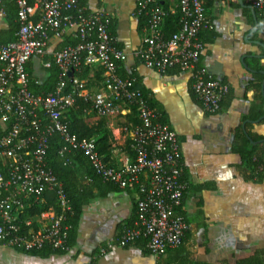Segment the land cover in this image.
<instances>
[{"label": "built area", "instance_id": "built-area-1", "mask_svg": "<svg viewBox=\"0 0 264 264\" xmlns=\"http://www.w3.org/2000/svg\"><path fill=\"white\" fill-rule=\"evenodd\" d=\"M13 1L19 24L16 40L0 42V244L25 251L71 249V225L66 223V214L72 213V206L61 182L45 163L48 139L57 132L63 141L60 154L81 151L103 181L119 189L134 188L138 193L137 219L109 247L126 246L143 238L156 257L178 247L188 229L182 213L186 180L179 160L178 135L159 120L142 90L135 87V79L119 74L118 63L132 57L158 73L179 67L189 73L191 89L203 109L218 112L228 87L200 60L203 42L199 33L212 26L205 7L209 0H177L175 10L169 7L179 15L177 31L170 36L162 28L168 12L163 0H136L135 16L146 17V22L140 43L132 50L117 45L103 21L108 16L99 11L82 14L78 0ZM242 1L258 12L264 33V0ZM68 29H73L78 42L54 52L42 66L48 68L54 63L62 75L81 65L101 69L103 87L79 96L90 102L99 117L134 110L137 122L124 127L133 159L127 156L120 166L100 158L94 138H78L70 131L66 112L78 95L75 76L70 77L72 91L67 94H63L64 81L53 92L35 93L30 89L27 63L43 57L49 38L62 36ZM34 83L39 82L35 79ZM48 191L53 192V204L26 216L28 207L45 202L44 193Z\"/></svg>", "mask_w": 264, "mask_h": 264}, {"label": "crops", "instance_id": "crops-1", "mask_svg": "<svg viewBox=\"0 0 264 264\" xmlns=\"http://www.w3.org/2000/svg\"><path fill=\"white\" fill-rule=\"evenodd\" d=\"M167 1L175 10L177 0ZM136 3L88 0L87 8L113 19L119 47L132 50L142 36ZM205 7L212 26L199 33L200 60L228 87L218 112L203 109L191 91L188 72L158 73L132 57L122 63L123 72L134 76L178 135L186 180L182 213L188 223L181 244L159 257L149 252L143 238L109 247L137 219L138 193L104 185L81 209L68 252L42 256L0 245V264H264V33L258 12L254 9L253 15L245 2L242 6L239 0H209ZM6 27L0 10V30ZM72 30L63 35H72ZM61 41L62 36H51L45 55L29 60L28 72L35 79L46 78L42 62L60 50ZM76 78L78 95L103 87V71L95 67L84 68ZM129 114L106 117L111 161L117 166L129 156L124 130ZM84 118L93 125L99 116L89 109Z\"/></svg>", "mask_w": 264, "mask_h": 264}, {"label": "trees", "instance_id": "trees-1", "mask_svg": "<svg viewBox=\"0 0 264 264\" xmlns=\"http://www.w3.org/2000/svg\"><path fill=\"white\" fill-rule=\"evenodd\" d=\"M87 1L88 0H78L77 7L82 9L81 13L86 14L90 10L87 8ZM207 2H205L206 6ZM162 5L168 11L167 15L164 19L162 24L163 31L165 32L166 36L172 35L174 32L177 31L179 25V15L177 12H170L169 11V3L167 0H163ZM0 10L4 14V17L7 22V27L3 30H0V42L9 43L16 40V33L19 28V24L17 21V6L13 0H0ZM138 22V31H142V28L146 22V17L140 16L136 17ZM259 20V19H258ZM103 21L107 23V29L110 35L116 36V27L114 20L110 17ZM51 34V33H50ZM200 36V35H199ZM78 42V39L75 38L73 35H62V41L59 44V49H62L66 46H73ZM118 45V43H117ZM119 46V45H118ZM202 55V54H201ZM200 55V56H201ZM138 61V60H137ZM119 74L122 77H134L131 75H126L123 71L122 63L119 62ZM89 65H81L77 68H73L72 75L75 77H80L83 73L84 68H88ZM48 71V75L42 81L35 84V77L31 74V83L30 89L35 93H48L55 91L56 86L59 84L60 81L65 82V88L63 94L70 93L72 91V81L68 74L62 75L59 68L54 64L51 63V66L46 68ZM101 70V69H100ZM166 72H181L179 67H171ZM135 87H138L144 93L148 104L150 107L152 103L147 96V91L141 87L135 81ZM193 92V90L191 89ZM194 93V92H193ZM196 96V94L194 93ZM155 108V107H154ZM153 108V109H154ZM91 109V104L89 101H86L83 96L76 95L75 101L73 105L67 110L66 112V122L67 125L72 133H75L78 138H88V139H95L96 149L100 155V158L111 165H114L111 161V143H110V132L107 127V119L106 117H99L98 121L93 124L89 125L85 121V114L86 111ZM155 110V109H154ZM158 114L159 120L164 122L161 115L157 110H155ZM135 112L132 109L130 114L128 115V119L130 122L136 123L137 120L134 117ZM129 123V122H128ZM165 123V122H164ZM63 147V141L61 140L59 134L53 133L48 139V148L46 151L45 163L46 166L54 173L57 180L61 182L65 193L71 203L72 206V213L66 214L67 219L66 223L71 225V228L68 231L69 234V242L72 244V235L73 229L76 225L78 220L79 214L81 209L83 208L84 204L96 195V189L99 187H104V185L111 186V188H118L114 184L110 182L103 181L101 177H99L96 172L92 169V166L86 156L81 151L77 150H65L63 153H59L60 149ZM126 153L133 159V153L130 149L129 141H127L125 147ZM264 156V155H263ZM258 165L259 160L255 161ZM261 163V162H260ZM45 202L38 206L32 205L28 207L27 215L26 216H34L38 214L41 210L46 209L49 205H52L54 202L53 192L48 191L44 193ZM23 219L24 216L20 215ZM18 251H22L23 253H30V254H37L42 256H48L55 253H66L63 251L58 250H50V249H32L29 251H25L18 247H13ZM247 264H253V260L247 262Z\"/></svg>", "mask_w": 264, "mask_h": 264}, {"label": "water", "instance_id": "water-1", "mask_svg": "<svg viewBox=\"0 0 264 264\" xmlns=\"http://www.w3.org/2000/svg\"><path fill=\"white\" fill-rule=\"evenodd\" d=\"M239 2H240V4H241L242 6H244V2H243L242 0H239ZM250 9H251L253 15H255V10H254L252 7H250ZM255 29H257V24L255 25ZM72 71H73V70H69V71H68V75H69V76H72V74H73ZM262 92H263V94H264V81H263V84H262Z\"/></svg>", "mask_w": 264, "mask_h": 264}, {"label": "rangeland", "instance_id": "rangeland-1", "mask_svg": "<svg viewBox=\"0 0 264 264\" xmlns=\"http://www.w3.org/2000/svg\"><path fill=\"white\" fill-rule=\"evenodd\" d=\"M99 90V89H98ZM98 90H95V91H98ZM119 119L121 118L120 116H117Z\"/></svg>", "mask_w": 264, "mask_h": 264}, {"label": "flooded vegetation", "instance_id": "flooded-vegetation-1", "mask_svg": "<svg viewBox=\"0 0 264 264\" xmlns=\"http://www.w3.org/2000/svg\"><path fill=\"white\" fill-rule=\"evenodd\" d=\"M1 245V244H0ZM1 246H4V245H1ZM6 247H8V246H6ZM10 248H13V247H10Z\"/></svg>", "mask_w": 264, "mask_h": 264}, {"label": "clouds", "instance_id": "clouds-1", "mask_svg": "<svg viewBox=\"0 0 264 264\" xmlns=\"http://www.w3.org/2000/svg\"><path fill=\"white\" fill-rule=\"evenodd\" d=\"M68 74V73H67ZM73 76V75H72ZM72 76H70V77H72Z\"/></svg>", "mask_w": 264, "mask_h": 264}]
</instances>
